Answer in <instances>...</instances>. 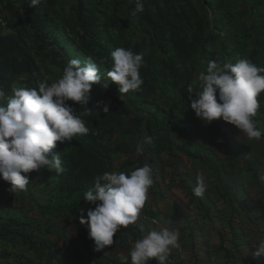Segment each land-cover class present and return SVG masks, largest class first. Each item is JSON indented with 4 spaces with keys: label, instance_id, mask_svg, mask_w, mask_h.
<instances>
[{
    "label": "trees",
    "instance_id": "trees-1",
    "mask_svg": "<svg viewBox=\"0 0 264 264\" xmlns=\"http://www.w3.org/2000/svg\"><path fill=\"white\" fill-rule=\"evenodd\" d=\"M0 4L9 29H0V87L6 94L13 86L38 87L45 80L51 84L73 58L92 57L105 76L90 92L87 107L92 113L85 117L89 133L57 142L49 154L60 155L62 174L32 171L27 191L15 193L8 192L10 185L0 178V264H35L22 253L25 246L30 254L59 264L56 246L47 238L55 228L53 219L69 216L89 233L88 225L80 224V209L86 215L95 205L85 202L84 192L97 176L113 171L118 153L135 152L144 135L153 142L138 160L145 156L154 176L175 169L179 153H188L186 137L191 135L175 111L189 101L190 87L201 90L197 77L208 61L235 63L242 56L264 67V0H146L145 11L136 14L134 0ZM117 47L144 54L139 91L120 94L118 85L107 79L111 52ZM98 101L108 104V113L97 108ZM68 103L77 114L84 111L83 105ZM122 231L132 236L140 232L137 224L121 226L117 233Z\"/></svg>",
    "mask_w": 264,
    "mask_h": 264
},
{
    "label": "clouds",
    "instance_id": "clouds-1",
    "mask_svg": "<svg viewBox=\"0 0 264 264\" xmlns=\"http://www.w3.org/2000/svg\"><path fill=\"white\" fill-rule=\"evenodd\" d=\"M42 2L43 0H30V6L36 7ZM145 3L146 0H134L133 14L143 13ZM8 31L7 25L6 32ZM111 59L112 67L106 76L118 85L119 93L139 91L144 83L140 73L144 65V54L136 53L130 48L117 47L111 52ZM102 78L105 76L92 57L83 61L73 58L67 61L62 76L51 84L45 80L38 82V87L13 86L10 95L0 87V178L10 185L8 192L27 191L30 182L28 174L32 171L47 169L58 175L63 173L60 155L49 154L57 147V142L63 144L72 141L77 135L89 133L85 117L92 113L87 107L90 92ZM197 79L201 90L194 92L190 87V102L183 103L181 107L184 104L190 105L196 117L205 124L222 118L238 128L247 140L259 141L264 138V129L257 126L260 110L258 97L264 92V67H258L249 58L242 56H237L235 63L214 59L208 61L206 71L200 72ZM68 101L83 105L84 111L77 114ZM96 106L102 108L104 113L109 112L108 104L103 101H98ZM176 112L177 110L175 115L179 118ZM188 137L185 144L188 153H180L192 157L197 155L195 158H199L198 154L189 151ZM123 141L134 146L128 139ZM152 142L151 136L144 135L137 142L136 155H142L145 146ZM118 155L128 156L122 153ZM162 158L164 161L168 159L166 155ZM261 177V183L264 184V175ZM154 183L153 167L147 163L130 172L116 171L114 165L113 171H105L95 178L94 185L83 194L85 202L95 207L88 209L86 215L85 210L80 209V224H87L89 228V233L86 230L83 233L89 234V238L94 241V250L99 251L105 246L113 245L115 234L121 236L124 243L126 235H129L137 240L127 251L126 264H149L153 259L157 264H189L183 245L179 242L181 232L178 227L161 225L146 230L140 224L158 225L154 217L141 213ZM207 188L205 173L198 171L193 195L203 197ZM59 218L53 219V223ZM179 223L183 225L184 221ZM132 224L138 225V236L124 231L123 234L117 233L121 226L127 228ZM52 243L56 246L53 241ZM253 246L258 264H264V238ZM179 247L181 251L176 252L175 249ZM54 251L58 257L57 249ZM14 257L17 256L14 254L13 260Z\"/></svg>",
    "mask_w": 264,
    "mask_h": 264
},
{
    "label": "crops",
    "instance_id": "crops-1",
    "mask_svg": "<svg viewBox=\"0 0 264 264\" xmlns=\"http://www.w3.org/2000/svg\"><path fill=\"white\" fill-rule=\"evenodd\" d=\"M258 100L257 126L264 129V92ZM176 114L191 130L189 151L200 157L180 153L176 169L167 168L165 174L154 176L141 213L154 217L158 225L140 224L146 230L161 225L178 227L189 264H258L253 244L264 238V138L247 140L222 118L205 124L188 104ZM138 158L136 152L118 155L115 170L130 172L149 164L145 156ZM198 171L205 173L208 183L203 197L194 196L192 191ZM179 221H184L183 225ZM54 226L47 236L56 244L60 264H126L127 251L137 240L126 235L124 243L115 234L113 245L96 251L89 234L67 216L60 217ZM23 250L36 264H56L30 254L26 247Z\"/></svg>",
    "mask_w": 264,
    "mask_h": 264
},
{
    "label": "built area",
    "instance_id": "built-area-1",
    "mask_svg": "<svg viewBox=\"0 0 264 264\" xmlns=\"http://www.w3.org/2000/svg\"><path fill=\"white\" fill-rule=\"evenodd\" d=\"M3 12H4V8L3 6L0 4V28L6 32L7 31V22L5 21V19L3 18ZM176 252H180L181 248L179 247L178 249H175ZM130 261V260H129Z\"/></svg>",
    "mask_w": 264,
    "mask_h": 264
},
{
    "label": "rangeland",
    "instance_id": "rangeland-1",
    "mask_svg": "<svg viewBox=\"0 0 264 264\" xmlns=\"http://www.w3.org/2000/svg\"><path fill=\"white\" fill-rule=\"evenodd\" d=\"M237 160H238V159H237ZM21 201L25 203L26 199H25V198H23ZM12 263H13V262H12ZM13 264H14V263H13Z\"/></svg>",
    "mask_w": 264,
    "mask_h": 264
}]
</instances>
